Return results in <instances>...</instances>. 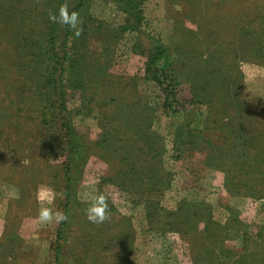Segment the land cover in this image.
I'll return each mask as SVG.
<instances>
[{
	"label": "rangeland",
	"instance_id": "1",
	"mask_svg": "<svg viewBox=\"0 0 264 264\" xmlns=\"http://www.w3.org/2000/svg\"><path fill=\"white\" fill-rule=\"evenodd\" d=\"M127 1L0 0V264H264V0ZM63 4L83 21V74L107 63L109 89L57 112L36 53ZM43 207L67 220L39 222Z\"/></svg>",
	"mask_w": 264,
	"mask_h": 264
},
{
	"label": "trees",
	"instance_id": "2",
	"mask_svg": "<svg viewBox=\"0 0 264 264\" xmlns=\"http://www.w3.org/2000/svg\"><path fill=\"white\" fill-rule=\"evenodd\" d=\"M65 1L66 0H58L60 4L64 3ZM135 2L136 0H128L126 4V7H127L126 9H130V5L134 4ZM58 9H59V6H57V8H54L53 13H56ZM137 24H138L137 21L130 23V24L127 23L125 28L127 27L135 28L137 27ZM0 25L2 26L1 29H5L4 21L0 20ZM57 25L59 24L53 23V22L50 24L49 32H54V35L53 37H51V41L49 43L44 42L42 45H40L39 50L36 53V57H38L36 61L40 66H42V69H41L42 73L40 74L41 83H39V86H38V94L43 92V94H46V95L49 94L50 96H52V98L57 101L55 104V107L57 106L56 107L57 112H59L60 109L65 108L67 98L69 97L70 94H74L78 92L79 95L83 96L85 92H87L88 86L94 87L97 93L100 92L101 87L105 89L106 88L109 89V88L108 86L102 83L103 77L101 76V75L103 76L105 75L104 70L106 66H108L107 63H105V66H103L100 63H96V65L93 68V72L91 71V74H89V77L92 76L94 72L96 74H100V76L97 77V81L95 80V82H91V80L87 79L86 73L83 74L84 72L83 70L88 68V66H87V63H84L82 52L81 51L79 52L80 49L78 48H81V47L77 46L76 44H75L76 45L75 47L74 43L71 41L70 33H72V30L69 29L67 26L62 25L63 29H65L66 31L64 32V35L61 36V33ZM1 38L2 37L0 36V39ZM18 45L22 47V39L20 38L18 40ZM6 53L7 51H5L4 53V59L7 61L8 57ZM159 72L162 75V77H165L164 76L165 73L163 72V70H160ZM173 80L174 79L169 80L170 84H167V86H173L172 84ZM161 85L163 84L161 83ZM125 88L126 87H122V89H125ZM116 91H114V93ZM169 91L171 93V96H174L172 94V91L171 90ZM110 92L111 91H109V93ZM169 95L170 94L168 92L165 97L166 100L164 104L172 107L171 106L172 103L169 102V98L167 97ZM81 100H83V98H81ZM83 101L85 102V99ZM22 110L29 112L28 105L25 104V106L22 107ZM31 116L34 117V115H31ZM67 128H68L70 139L68 141L66 140V146H67L66 162L77 163L85 157L87 149L85 148L84 144L81 142L82 140L79 138V135L76 133V131H74L70 127H67ZM101 136L98 139L97 144L99 147H103L104 150H108L111 143L108 141L106 136H104V133ZM189 142L190 140L188 141L179 140V142H174V147L175 149H177L178 144L181 146V145H186ZM103 143H106V144L103 145ZM125 165H126L125 166V170H126L127 166H131V163L127 162ZM127 170L129 172L130 170L131 172H134L133 168H130V167ZM68 174H69L68 178H65V179H66V182L70 183V177L73 176V170L71 172L69 171L67 175ZM67 193L68 192H65V198H69L70 201H72L73 196Z\"/></svg>",
	"mask_w": 264,
	"mask_h": 264
},
{
	"label": "clouds",
	"instance_id": "3",
	"mask_svg": "<svg viewBox=\"0 0 264 264\" xmlns=\"http://www.w3.org/2000/svg\"><path fill=\"white\" fill-rule=\"evenodd\" d=\"M49 20L53 23H58L67 26L72 30L75 37H79L82 32L83 21L79 12L69 10L67 4L60 6L56 13H49ZM44 194H42L43 198ZM51 197L49 196V199ZM108 204L105 194H97L96 197L89 203L85 210L87 220L93 224H102L108 218ZM37 218L41 223H47L55 220L57 224L67 220V216L60 211L53 212L51 208L43 207L38 210Z\"/></svg>",
	"mask_w": 264,
	"mask_h": 264
}]
</instances>
